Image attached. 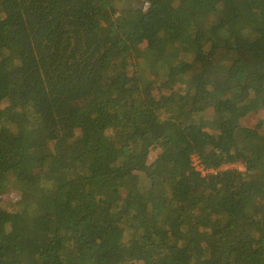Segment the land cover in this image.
<instances>
[{"label": "trees", "instance_id": "trees-1", "mask_svg": "<svg viewBox=\"0 0 264 264\" xmlns=\"http://www.w3.org/2000/svg\"><path fill=\"white\" fill-rule=\"evenodd\" d=\"M135 1L0 0V264H264V0Z\"/></svg>", "mask_w": 264, "mask_h": 264}, {"label": "rangeland", "instance_id": "rangeland-1", "mask_svg": "<svg viewBox=\"0 0 264 264\" xmlns=\"http://www.w3.org/2000/svg\"><path fill=\"white\" fill-rule=\"evenodd\" d=\"M147 1V0H146ZM137 3H142V1H140V0H137V1H135V5L137 6V7H139L138 5H137ZM1 5V4H0ZM124 15H125V13L124 14H122V13H120V16L121 17H124ZM125 18V17H124ZM127 18V20L128 21H132L133 19H134V17H133V12H132V14L130 15V17H126ZM121 42L123 41V39H121L120 40ZM236 165H238V164H234V163H230V164H225V165H223V166H221V169H227V167H232V166H236Z\"/></svg>", "mask_w": 264, "mask_h": 264}, {"label": "built area", "instance_id": "built-area-1", "mask_svg": "<svg viewBox=\"0 0 264 264\" xmlns=\"http://www.w3.org/2000/svg\"><path fill=\"white\" fill-rule=\"evenodd\" d=\"M229 164H230V163H229ZM236 166H237V165H236ZM233 167H234V166H232V167H227V169H228V168H233Z\"/></svg>", "mask_w": 264, "mask_h": 264}]
</instances>
